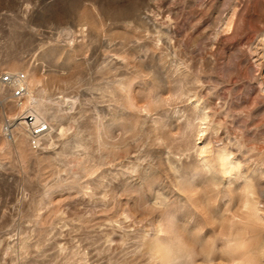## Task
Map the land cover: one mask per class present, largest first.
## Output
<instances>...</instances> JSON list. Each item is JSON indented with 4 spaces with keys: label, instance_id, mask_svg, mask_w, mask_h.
<instances>
[{
    "label": "rangeland",
    "instance_id": "1",
    "mask_svg": "<svg viewBox=\"0 0 264 264\" xmlns=\"http://www.w3.org/2000/svg\"><path fill=\"white\" fill-rule=\"evenodd\" d=\"M9 73L51 130L10 140L0 81V264H149L170 207L228 240L205 264L264 250V0H0Z\"/></svg>",
    "mask_w": 264,
    "mask_h": 264
},
{
    "label": "clouds",
    "instance_id": "2",
    "mask_svg": "<svg viewBox=\"0 0 264 264\" xmlns=\"http://www.w3.org/2000/svg\"><path fill=\"white\" fill-rule=\"evenodd\" d=\"M245 188L240 185L225 196L233 203ZM264 199V189L261 190ZM160 217V228L156 238L148 246L149 264H205L204 257L209 252L217 250L220 258L227 261L233 251L228 240L223 237L211 236L203 238L201 229L207 230V225L201 219L199 224H183L178 218V210L173 208L157 210ZM244 264H264V250L257 253L255 260L245 261Z\"/></svg>",
    "mask_w": 264,
    "mask_h": 264
},
{
    "label": "built area",
    "instance_id": "3",
    "mask_svg": "<svg viewBox=\"0 0 264 264\" xmlns=\"http://www.w3.org/2000/svg\"><path fill=\"white\" fill-rule=\"evenodd\" d=\"M1 84L10 86L12 97L16 103H22L27 93L26 76L23 73L6 74L0 79ZM19 120L28 133L29 147L34 152H40L45 148V133L49 131V124L43 118L37 116L35 112L25 110L19 115ZM10 128V127H9ZM7 136L13 139L11 131L8 129Z\"/></svg>",
    "mask_w": 264,
    "mask_h": 264
},
{
    "label": "bare ground",
    "instance_id": "4",
    "mask_svg": "<svg viewBox=\"0 0 264 264\" xmlns=\"http://www.w3.org/2000/svg\"><path fill=\"white\" fill-rule=\"evenodd\" d=\"M32 83V82H31ZM35 84V83H34ZM33 83H32V86H35ZM3 85V84H2ZM5 86H7V85H5ZM26 86H27V93H26V95L24 96V99H23V101L25 100V99H27V101H28V103H29V105H30V107L29 108H27V109H25V110H28V111H31V112H39V105H38V101L33 97V91H32V89H33V87L31 86V84L29 83L28 84V82H27V78H26ZM10 87V86H9ZM11 88V87H10ZM27 97V98H26ZM23 101H22V103H18L20 106H22L23 105ZM34 109L35 111H33L32 109ZM24 110V111H25ZM37 114V113H36ZM37 116L38 117H40V118H43V117H41L40 115H38L37 114ZM44 119V118H43ZM45 120V119H44ZM24 124H23V122L22 121H20L19 120V118L17 119V121L16 122H14L11 126H10V131H11V134L13 135V139L15 138V130L16 129H18V128H20V129H22L23 131H24V133H25V135H26V137H27V140H29L28 139V133H27V131L25 130V128H24V126H23ZM50 130H51V128H50V125H49V131H47L46 133H45V140H46V138H47V136L50 134ZM12 139V140H13ZM28 145H29V143H28ZM224 159V158H223ZM221 161H222V159H221ZM224 161V160H223ZM228 165V164H227ZM226 165V168H228V166ZM225 168V167H224ZM254 202V201H253ZM251 207V206H250ZM248 210V209H247ZM253 210H255V209H253ZM249 211V210H248ZM259 213V212H258ZM252 214V213H251ZM254 214H255V212H254ZM253 215V214H252ZM258 215V214H257ZM254 216V215H253ZM257 218H259V217H257ZM261 218V217H260ZM240 236V235H239ZM241 237V236H240ZM236 239V238H235ZM238 239V238H237ZM242 239H243V237H242ZM235 242V241H234ZM233 242V243H234ZM256 259V256H254V257H250V258H248L247 259V261L248 260H255ZM231 264H238L237 262H232Z\"/></svg>",
    "mask_w": 264,
    "mask_h": 264
},
{
    "label": "snow or ice",
    "instance_id": "5",
    "mask_svg": "<svg viewBox=\"0 0 264 264\" xmlns=\"http://www.w3.org/2000/svg\"><path fill=\"white\" fill-rule=\"evenodd\" d=\"M232 171H235V169H233ZM231 174H232L231 172H226V173H225V175H227V176H230ZM249 192H250V190H249V189H245V191H244L243 195H248V194H249Z\"/></svg>",
    "mask_w": 264,
    "mask_h": 264
}]
</instances>
